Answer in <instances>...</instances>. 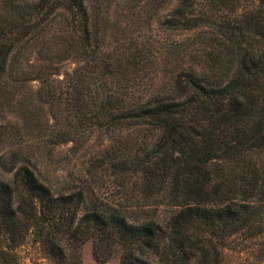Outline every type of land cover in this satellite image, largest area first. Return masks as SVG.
<instances>
[{
    "label": "trees",
    "instance_id": "trees-1",
    "mask_svg": "<svg viewBox=\"0 0 264 264\" xmlns=\"http://www.w3.org/2000/svg\"><path fill=\"white\" fill-rule=\"evenodd\" d=\"M176 1L165 28L194 31L198 48L171 83L148 86L129 70L111 82L85 67L69 76L70 112L110 139L82 184L57 191L27 164L12 181L0 173V264H23L29 236L54 264H83L88 241L103 262L224 264L226 239L264 229V0ZM59 9L89 46L86 0H0V84ZM185 44L168 40L166 56ZM57 137L84 144L72 131Z\"/></svg>",
    "mask_w": 264,
    "mask_h": 264
},
{
    "label": "rangeland",
    "instance_id": "rangeland-1",
    "mask_svg": "<svg viewBox=\"0 0 264 264\" xmlns=\"http://www.w3.org/2000/svg\"><path fill=\"white\" fill-rule=\"evenodd\" d=\"M86 2L93 32L89 46H81L71 16L59 9L29 38L18 66L0 84V173L7 181L13 180L15 166L27 164L44 183L65 191L82 184L86 161L110 143L108 134L95 126H82L70 112L69 76L78 68L85 67L91 80L110 72V82L115 72H139L147 76L139 82L163 87L172 82L176 70L188 68L195 60L198 45L191 39L198 37L194 31H169L164 25L176 0ZM168 40L186 44L167 57ZM155 73L158 78H148ZM40 76L47 78L45 85ZM86 109L95 108L90 104ZM70 131L84 136L82 146L56 138ZM15 152L19 154L16 161ZM252 230L258 233L245 231L226 239L224 264H264V229ZM18 252L23 264H54L32 236ZM82 258L83 264H122L119 256L98 261L92 241L84 245Z\"/></svg>",
    "mask_w": 264,
    "mask_h": 264
}]
</instances>
